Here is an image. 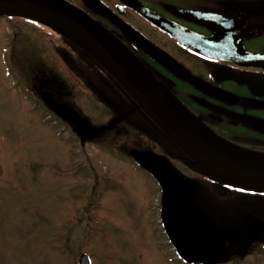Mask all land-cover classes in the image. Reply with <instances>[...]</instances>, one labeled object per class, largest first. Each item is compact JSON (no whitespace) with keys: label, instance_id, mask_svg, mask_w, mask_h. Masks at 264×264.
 Segmentation results:
<instances>
[{"label":"flooded vegetation","instance_id":"flooded-vegetation-1","mask_svg":"<svg viewBox=\"0 0 264 264\" xmlns=\"http://www.w3.org/2000/svg\"><path fill=\"white\" fill-rule=\"evenodd\" d=\"M63 1L123 44L210 131L237 146L264 153V0ZM5 18L12 19L6 21L2 33L5 43L7 39L10 43L0 57L17 61V74L20 80L26 78L30 100L70 122L83 139L113 122L101 133L119 126L104 139L112 143L111 153L127 156L131 169L133 165L147 173L133 156L137 150L162 158L193 182L191 201L196 190L190 176L198 177L204 195L215 201L207 209L192 201L203 214L234 241L252 236V241L264 240V210L256 207L264 208V193L208 176L135 106L105 69L69 39L35 20ZM141 42L152 46L158 57ZM82 91L87 94L83 108L95 110V101L100 103L97 117L105 114L102 121L94 124L92 117L81 112L76 97ZM162 195L163 191L160 200ZM235 200V205L228 206Z\"/></svg>","mask_w":264,"mask_h":264},{"label":"rangeland","instance_id":"rangeland-1","mask_svg":"<svg viewBox=\"0 0 264 264\" xmlns=\"http://www.w3.org/2000/svg\"><path fill=\"white\" fill-rule=\"evenodd\" d=\"M10 20L0 19V53L9 50L2 33ZM25 81L17 61L0 57V264H77L82 253L91 264H185L164 235L159 185L131 169L127 156L111 153L104 139L119 126L83 139L70 122L30 100ZM85 95L76 97L81 112L102 121L100 103L83 108ZM190 178L196 205L215 202L198 177ZM252 237L234 242L237 253L222 264H264V240Z\"/></svg>","mask_w":264,"mask_h":264},{"label":"water","instance_id":"water-1","mask_svg":"<svg viewBox=\"0 0 264 264\" xmlns=\"http://www.w3.org/2000/svg\"><path fill=\"white\" fill-rule=\"evenodd\" d=\"M1 16L36 20L69 39L104 68L137 108L208 175L241 189L264 192V153L213 134L125 46L84 13L63 0H0ZM141 44L158 57L152 46ZM112 126L113 122L105 128ZM103 129H94L92 134ZM133 156L163 187L162 221L185 262H223L235 239L224 234L191 202L192 182L177 174L162 158L138 150ZM78 264H90L88 256L82 254Z\"/></svg>","mask_w":264,"mask_h":264},{"label":"bare ground","instance_id":"bare-ground-1","mask_svg":"<svg viewBox=\"0 0 264 264\" xmlns=\"http://www.w3.org/2000/svg\"><path fill=\"white\" fill-rule=\"evenodd\" d=\"M155 124H156V123H155ZM156 125H157V124H156ZM193 162H194V161H193ZM195 165H198V164L195 163ZM209 220H210V219H209ZM164 227H165V225H164ZM163 229H164V230H163V231H164V235L167 236V235H168V232H167V230H166V227L163 228ZM229 251H231V248H229ZM233 253L236 254L237 252H236V251H231V253L229 252V254H227L226 259H228V258L230 259V258H231L230 256H231V254H233ZM232 256H233V255H232ZM226 259H225V260H226Z\"/></svg>","mask_w":264,"mask_h":264},{"label":"trees","instance_id":"trees-1","mask_svg":"<svg viewBox=\"0 0 264 264\" xmlns=\"http://www.w3.org/2000/svg\"><path fill=\"white\" fill-rule=\"evenodd\" d=\"M233 254H235V253H233ZM234 256V255H233Z\"/></svg>","mask_w":264,"mask_h":264}]
</instances>
